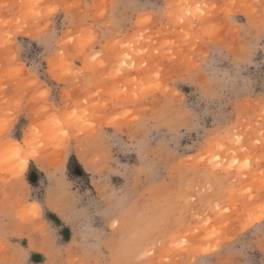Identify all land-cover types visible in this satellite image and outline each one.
I'll use <instances>...</instances> for the list:
<instances>
[{"label": "clouds", "instance_id": "1", "mask_svg": "<svg viewBox=\"0 0 264 264\" xmlns=\"http://www.w3.org/2000/svg\"><path fill=\"white\" fill-rule=\"evenodd\" d=\"M218 98L223 115L205 116ZM145 135L146 153L114 159L115 141ZM254 150L258 174L228 168ZM262 172L264 0H0V264H32L34 248L101 264L85 213L113 250L103 264H252L223 254L249 230L264 239Z\"/></svg>", "mask_w": 264, "mask_h": 264}, {"label": "rangeland", "instance_id": "2", "mask_svg": "<svg viewBox=\"0 0 264 264\" xmlns=\"http://www.w3.org/2000/svg\"><path fill=\"white\" fill-rule=\"evenodd\" d=\"M167 41H162L161 46H166ZM227 69L219 64L213 65L212 68L209 69V71H226ZM252 69H249V72H251ZM247 74V73H245ZM200 101H197L199 103ZM210 103H214L216 105L217 111L213 112L212 108L210 106H206L204 115L205 116H212L213 118H219L223 115V108L221 106V99L218 98L215 101H212ZM236 107H233V111H236ZM211 123V121H208ZM152 137L149 135H145L144 139L137 143L135 145V148L133 149L129 144L123 142V141H115V148H116V155L114 156V159H118L119 156L124 155L126 156V162L127 160H130L133 153H146L148 151V148L150 146ZM248 145L245 143V148H247ZM250 156H252L253 160L257 158V153L255 150L252 153H249ZM221 164H224V161H221ZM253 168L255 173L258 174L259 169L255 167L253 164ZM245 174H247V170L245 171ZM71 175L75 177H79L84 183H87V174L84 173V170L82 167L78 165V163L74 162V167L71 169ZM40 177V174L37 170L33 169L29 173V182L35 184ZM258 178V177H257ZM239 188V186H238ZM239 195V192H237ZM243 198V196H241ZM259 212V205L256 206L254 210H252L253 215L258 214ZM58 222V221H57ZM80 228H83L84 232L89 233V240L88 243L90 245H93L92 248H90V252L92 256L101 262H105L109 258H113V250L111 246L108 244L107 240L105 239V234L103 231V228L99 221H97L96 217L94 215H90L88 213H85L84 219L82 224L79 226ZM72 231V228L69 229L64 228L62 231V235L65 238V241L70 237V232ZM26 243V242H23ZM151 251V249H149ZM33 262L32 264H43V259L45 252L43 249L34 248L33 252ZM223 259L225 260H236V261H242V260H249L252 262V264H261L262 261H264V239L261 238L260 233H256L253 235L251 231H247L242 236H237L236 240L232 242L231 247L226 250L223 254Z\"/></svg>", "mask_w": 264, "mask_h": 264}, {"label": "snow or ice", "instance_id": "3", "mask_svg": "<svg viewBox=\"0 0 264 264\" xmlns=\"http://www.w3.org/2000/svg\"><path fill=\"white\" fill-rule=\"evenodd\" d=\"M93 59H95V57H93ZM130 60V57L125 55L123 57V60L121 61L120 64V68H125L128 67L127 61ZM133 67H135V65H132ZM234 141L237 144L241 143V137L239 135H236L234 137ZM214 161H219V157H214ZM217 167H220V164H216ZM228 168L229 169H236L238 172L240 173H244L246 170L247 171H252L253 173H255L254 168H253V163H252V156H248L246 158L243 159H238V158H233L230 163L228 164ZM261 177H264V172L260 173ZM258 190L260 191H264V179H262L260 181V183L257 185ZM253 187L251 186H243V187H236L235 185H233V187L230 189V192L232 193H237L239 192L240 196H249L250 194L253 192ZM217 208L220 207L219 204L216 205ZM227 210V209H225ZM259 213L261 215H264V204L259 205ZM186 241L184 240H178L175 242V247L177 248H182L185 245Z\"/></svg>", "mask_w": 264, "mask_h": 264}]
</instances>
